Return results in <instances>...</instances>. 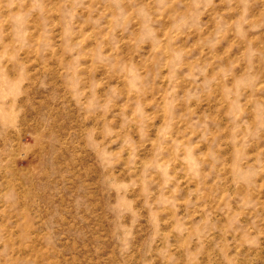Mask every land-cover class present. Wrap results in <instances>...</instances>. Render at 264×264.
<instances>
[{
  "label": "clouds",
  "instance_id": "clouds-1",
  "mask_svg": "<svg viewBox=\"0 0 264 264\" xmlns=\"http://www.w3.org/2000/svg\"><path fill=\"white\" fill-rule=\"evenodd\" d=\"M0 264H264V0H0Z\"/></svg>",
  "mask_w": 264,
  "mask_h": 264
}]
</instances>
